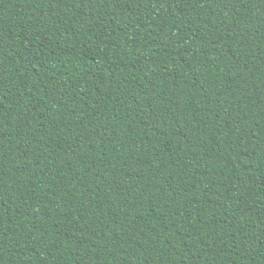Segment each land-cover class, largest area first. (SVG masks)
<instances>
[{
    "label": "trees",
    "instance_id": "trees-1",
    "mask_svg": "<svg viewBox=\"0 0 264 264\" xmlns=\"http://www.w3.org/2000/svg\"><path fill=\"white\" fill-rule=\"evenodd\" d=\"M0 264H264V0H0Z\"/></svg>",
    "mask_w": 264,
    "mask_h": 264
}]
</instances>
